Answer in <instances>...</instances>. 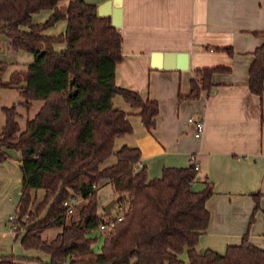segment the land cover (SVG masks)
I'll return each instance as SVG.
<instances>
[{"label":"trees","instance_id":"16d2710c","mask_svg":"<svg viewBox=\"0 0 264 264\" xmlns=\"http://www.w3.org/2000/svg\"><path fill=\"white\" fill-rule=\"evenodd\" d=\"M0 0V37L12 50L34 55L26 72H15L0 62V90L15 88L23 97L22 107H40L21 129L16 106L4 108L5 125L0 131V163L10 159L8 151L21 154L22 194L16 209L15 233L25 250H38L50 257L47 264H264V250L252 245L246 235L241 244L229 246L225 254L199 249L200 237L208 229L206 204L213 195L211 184L196 191L197 170L168 167L162 176L150 179L147 168L138 169V148L117 141L133 134L128 114L114 106L122 99L138 110L143 126L152 131L159 114L157 101L120 87L116 69L124 60L120 30L109 16H100L98 6L83 0ZM52 11L43 24H33V15ZM66 21V32L57 37L42 32ZM264 38V33L262 34ZM66 48L56 51V44ZM233 54L230 48L224 49ZM248 86L252 94H264V43L253 53ZM223 67L199 69L191 90L179 100H198L212 92V78L229 73ZM26 83L25 87L21 84ZM112 156L117 161L103 167ZM108 184L117 195L122 217L94 251L100 225L110 214L100 213L98 189ZM96 186L97 188H94ZM43 192L41 198L39 193ZM74 197L86 201L67 215L65 202ZM259 209L261 195H252ZM51 228L61 232L51 241L41 234ZM187 256V260L181 258ZM0 264H23L13 257H0Z\"/></svg>","mask_w":264,"mask_h":264},{"label":"crops","instance_id":"0c3cea01","mask_svg":"<svg viewBox=\"0 0 264 264\" xmlns=\"http://www.w3.org/2000/svg\"><path fill=\"white\" fill-rule=\"evenodd\" d=\"M70 1L63 0L60 6ZM83 1L98 8L113 2ZM52 13L34 14L33 24L47 21ZM66 29L67 22L60 21L42 34L57 37ZM118 29L124 60L116 69L117 84L141 92L159 105L156 127L148 131L137 109L123 99H114V106L128 114L133 127V134L117 141L120 148L140 150L136 167L147 168L150 179L160 178L168 167L197 165L193 188L200 184L204 190L210 183L213 189L206 204L210 223L200 237V250L223 255L246 235L252 245L264 250V94H252L248 86L253 53L264 43V0H122ZM0 44L8 59L3 76L7 82L13 73L26 72L34 55L12 50L6 37ZM54 48L60 52L66 44ZM227 48L233 54L224 50ZM180 53L188 55L187 70L176 69L175 55ZM216 67L230 72L213 76L212 92H202L198 100H179L190 93L197 70ZM190 118L204 122L200 139L194 136ZM8 153L10 159L0 163V197L8 199L0 211L9 214V223L0 222V257L10 256L19 244L25 252L34 251L23 248L15 222H10L22 194V157L15 150ZM254 194L261 197L251 222ZM60 232L61 228H51L41 236L51 241Z\"/></svg>","mask_w":264,"mask_h":264},{"label":"rangeland","instance_id":"374dc122","mask_svg":"<svg viewBox=\"0 0 264 264\" xmlns=\"http://www.w3.org/2000/svg\"><path fill=\"white\" fill-rule=\"evenodd\" d=\"M43 23H41V24H43ZM2 38H5V37L4 36L0 37V43L2 41ZM0 46H1V44H0ZM1 48H2V51L0 50V62L8 65V63H7L8 59L5 55L3 45L1 46ZM118 98L122 99V97H118ZM22 102H23V97L21 96L20 92L17 89L8 88V89L0 90V131L6 122V117H5V114L3 112L4 108H10L12 106L17 107V110L19 113L18 122H19V125H20L22 130L25 129L27 121L29 119H32L35 116V114L37 113V111L40 107V103H36L35 106L33 108H31L30 110H26L25 108L22 107V105H21ZM121 141L122 140H120V142ZM119 148H120V146L117 142L115 149L119 150ZM116 161H117L116 157L112 156L109 160H107L105 162L103 167L112 166L113 164L116 163ZM197 185L199 186V189L201 188L200 184H195L194 190H198ZM201 190H202V188H201ZM42 195H43V192L41 191L39 193V198H41ZM98 197H99V204H100V209H99L100 213L103 212V208L106 205H108L112 201H116V199H117V195L112 191L111 187L108 184H103L99 187ZM74 199H77V201H78L77 206L85 205V203H86V201H83L80 197H74ZM4 201H8V199L5 198L4 196L0 197V205ZM119 212H120V209H119L118 205L115 203L114 207L112 208L110 217L111 218L116 217L119 214ZM12 215H15V211L13 212ZM8 218H9V214H7L5 211H0V222L1 223H4V222L7 223ZM92 237L97 239V241L94 245V251L99 252L103 246V241H104L103 234L101 233V231H96L92 234ZM8 257H13L17 261L25 263V264H47L50 261V257L46 253H44L42 251H38V250L25 252L21 248L20 244L17 248H15V251L12 252L10 254V256H8ZM181 258L183 260H186V255H182Z\"/></svg>","mask_w":264,"mask_h":264},{"label":"water","instance_id":"95a60500","mask_svg":"<svg viewBox=\"0 0 264 264\" xmlns=\"http://www.w3.org/2000/svg\"><path fill=\"white\" fill-rule=\"evenodd\" d=\"M111 5L112 11H109V6ZM121 7L122 0H113V2L101 6L98 8V14L100 16H109L112 19V25L116 28L120 27L121 24ZM177 60L176 69L178 70H187L188 69V55L184 53H180L175 55ZM116 201H112L108 205L104 207V211L107 214L111 213V209L114 207ZM205 250H202L204 252Z\"/></svg>","mask_w":264,"mask_h":264},{"label":"built area","instance_id":"2783aa9c","mask_svg":"<svg viewBox=\"0 0 264 264\" xmlns=\"http://www.w3.org/2000/svg\"><path fill=\"white\" fill-rule=\"evenodd\" d=\"M189 123L191 125H193L194 129H195V138L200 139L203 135L204 129H205V125L204 122L201 120H196L194 118H190L189 119ZM195 168L197 170V165H195ZM94 188H97L96 186H94ZM78 205V201L77 199H70L69 201L65 202L64 206L66 208V214L70 215L72 213H74L75 208ZM15 217H10V222L14 223L15 222ZM122 221V217H117L116 219L113 218H107L105 219V221L100 225V231H107L112 229L118 222Z\"/></svg>","mask_w":264,"mask_h":264}]
</instances>
